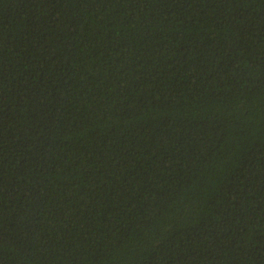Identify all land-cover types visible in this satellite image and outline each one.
<instances>
[{"label":"trees","instance_id":"obj_1","mask_svg":"<svg viewBox=\"0 0 264 264\" xmlns=\"http://www.w3.org/2000/svg\"><path fill=\"white\" fill-rule=\"evenodd\" d=\"M0 264H264V0H0Z\"/></svg>","mask_w":264,"mask_h":264}]
</instances>
